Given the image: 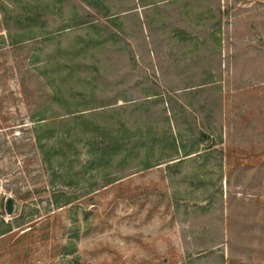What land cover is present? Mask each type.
<instances>
[{"label":"rangeland","instance_id":"rangeland-1","mask_svg":"<svg viewBox=\"0 0 264 264\" xmlns=\"http://www.w3.org/2000/svg\"><path fill=\"white\" fill-rule=\"evenodd\" d=\"M11 223L0 264H264V0H0Z\"/></svg>","mask_w":264,"mask_h":264},{"label":"trees","instance_id":"trees-1","mask_svg":"<svg viewBox=\"0 0 264 264\" xmlns=\"http://www.w3.org/2000/svg\"><path fill=\"white\" fill-rule=\"evenodd\" d=\"M58 88L52 87L53 92H54L53 104L58 103L59 105H61V108L62 109H63V106H64V108H66L67 113L64 116H67V117H64L63 119H61L62 120V123L63 122H67V120H69V121H72L76 125H79V126L87 125V123H86L87 120H85L87 118L86 117V114H84L83 112H79L78 113V112H75L72 109H70L72 107V102L67 101L63 97V94H62L61 90H59ZM40 122L41 123H39L38 131H37V134L35 135V139H36L37 144L41 148V150H44L43 149V148H45L44 147L45 146V144H44V137L46 136V138H47V136L50 134L49 128L53 124L49 123L46 119H41ZM173 146L176 147L175 146V143H174ZM124 149H125V147H123L121 144H117L116 141H114L113 143L112 142H109L108 144H106L101 149L100 152L98 151V153H94V154L96 156H99L103 160L104 159H107V158L108 159H112V158H115L118 154H120V152H123ZM46 152H45V155L47 156V154L49 152L48 153H46ZM186 156H188V155H186ZM103 163H105V162H103ZM149 166L150 165H145L144 166V170L145 169H149L150 168ZM15 222L17 224H19L18 221H15ZM4 226H5V230L3 231V233H0V235H3L5 233H7V232H10L13 225L11 223V224H6Z\"/></svg>","mask_w":264,"mask_h":264},{"label":"water","instance_id":"water-1","mask_svg":"<svg viewBox=\"0 0 264 264\" xmlns=\"http://www.w3.org/2000/svg\"><path fill=\"white\" fill-rule=\"evenodd\" d=\"M7 210H8L9 213L11 212V201L8 202Z\"/></svg>","mask_w":264,"mask_h":264}]
</instances>
